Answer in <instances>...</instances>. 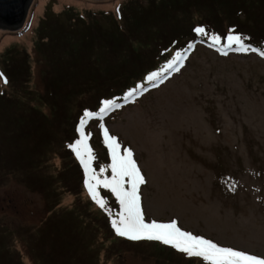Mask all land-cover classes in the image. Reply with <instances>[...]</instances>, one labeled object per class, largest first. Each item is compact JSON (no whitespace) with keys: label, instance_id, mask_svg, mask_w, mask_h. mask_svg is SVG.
<instances>
[{"label":"rangeland","instance_id":"obj_1","mask_svg":"<svg viewBox=\"0 0 264 264\" xmlns=\"http://www.w3.org/2000/svg\"><path fill=\"white\" fill-rule=\"evenodd\" d=\"M162 1L170 9L166 29L158 23L159 28L147 33L152 17L147 13L157 10V0H113L110 4L33 0L24 28L12 33L0 28V70L5 66L3 56L7 55V49H16L31 65L29 88L40 94L45 88L47 73L53 70L49 65L51 59L40 50L47 46L52 54L59 52L64 61L68 54L76 53L81 47L84 27L75 34L63 35L69 15L91 18V30L104 25L106 38L113 33L110 36H114V41L93 42L87 55L70 56L63 64L70 74L66 82L71 85L77 86L82 79L89 81L90 77L96 81L94 85L110 87L106 95H98L99 91L73 95L76 106L69 113L76 118L85 108L87 97L93 102L96 97L103 101L110 97L113 88L115 93L120 89L110 85L125 72L122 66L125 57L141 60L146 57L148 65L157 67L167 60H175L176 49L166 48L165 42L171 37L168 30L175 27L171 32L176 31L180 22L190 20L195 27L211 25L219 31L224 29L228 36L227 25H223L228 20L249 35H255L261 43L258 46L264 50V36H261V33L264 35V14L256 16L247 12L250 18L246 19L245 27L246 12L236 8L225 14L221 6V9L214 8L208 0H203L205 7H191L199 15L186 20L183 16L190 10L185 0ZM230 1L229 6L235 8L244 0ZM247 7L251 9L250 5ZM39 24L44 31L37 37ZM60 35L63 40L57 48ZM245 40V47L250 49L247 52L240 50L239 45L229 46L228 41L225 52L198 42L180 62L178 71L165 72L157 83L137 96L138 100H124L102 120L88 121L85 132L90 135L91 149L107 148L103 136L106 127L118 139L122 151L132 150L145 180L139 187V195L146 222L176 221L182 230L194 235L264 256V56L260 55L261 50L247 46ZM13 57L17 72L27 68L24 59ZM0 89L11 92L16 87L1 77ZM41 110L50 116L49 107ZM36 142H28L30 149L24 154L40 155L42 148L37 152ZM53 144L55 150L50 157L49 153L43 157L47 166L39 173L51 179L54 190L61 194L59 209L48 207L51 196L45 190L30 186L29 180L16 175L7 177L6 172H0L4 177L0 183V264H93V261L96 264H203L201 259L188 257L159 241H134L118 236L114 228L98 236V250L91 259L93 250L83 240L80 229L76 230L77 225L59 220L56 214L71 209L76 214L85 213L86 217L89 213L108 214L106 217L111 223L119 218L121 209L111 210L108 198L112 193L103 188L99 192L103 190L104 196L100 195L106 201V208H100L88 192L87 177L75 153L69 154L75 161L67 160L57 141ZM9 145L13 151L20 146L18 142H11L5 146L8 151ZM97 161L95 158L92 166L98 172ZM69 164L71 169L78 170L79 184L71 171L65 180L60 177ZM77 165L80 166L76 169ZM83 224L86 225L85 221Z\"/></svg>","mask_w":264,"mask_h":264},{"label":"trees","instance_id":"obj_2","mask_svg":"<svg viewBox=\"0 0 264 264\" xmlns=\"http://www.w3.org/2000/svg\"><path fill=\"white\" fill-rule=\"evenodd\" d=\"M84 1L91 2V4H110V2L113 0ZM185 1L188 3L186 5V8L190 10L187 15L183 16L186 20L187 18L189 19V17L191 18L193 16L199 15L197 10L193 11V9H191L192 6L200 8L201 6L205 7L206 5L203 0L200 2H198V0ZM257 1V3H251L252 0H244L240 2V4H237V7L235 8H231L229 6L232 3V1L230 0H208L207 2L214 8L221 9V6L223 10L226 11L225 14L230 11L232 12V10L236 8L240 11H244V13L246 12L243 16L246 27V19L250 18L247 15V12L255 13L256 16H262L264 14V0ZM247 5L251 6L250 10L248 9ZM33 6L34 3L32 4V7ZM155 7L157 8L156 11L153 10L147 13L153 17H150L151 22H149V26L147 27L150 30H147V33H151L152 29L159 28L158 23L163 29H166L165 20L170 18V9L167 6V2L157 0ZM76 14L77 13H74V15ZM97 14L98 13L96 12H91V15L98 16ZM97 18L98 17H96L95 20ZM187 21L188 22L186 23L180 22V24L177 26L178 29L174 32L171 31L175 27L168 30L170 32L168 35L171 34V37L167 42H165L166 48H175L177 53L180 52L183 54V58L187 56L188 52L198 42H203L210 46L216 47L219 51L225 52L228 46V44L225 45V43L228 40L226 38L227 34L224 29L219 31L217 28L211 25H207L205 27L198 26L203 27L207 33V35L201 36L194 31L196 27L193 26V23H191L190 20ZM79 25H82V28ZM223 25H227L226 29L227 31H229L230 35H239L241 36L242 42L243 38L246 39L244 42L247 46H253L262 51V49L258 46L261 43L260 41H256V39L254 38L255 35H249V33L244 32L243 29H239L238 27L233 26V24H230V21L228 20L223 22ZM77 26H79L80 28ZM102 26L104 27V25H100L97 27V29L94 28L91 30V18H84L82 16L79 18H74L69 15L68 22L64 24L63 35L75 34L77 31L83 30V27L85 31L84 33L82 32L83 35L81 38L80 49L76 53L68 54L67 59H64V61L61 59V55L59 54V52H54L52 54L47 49V46H44V48L41 45L43 49H41L40 51H42V53L45 54L48 59H51L49 61V65L53 66V70L52 73H47V82L45 84V88L40 94L32 91L29 88L32 82V69L31 65L27 62V57L25 55H22L18 51L15 52L16 49L12 48L7 49V55L3 56V63H5V66L0 70V78L3 77L7 82H13V85L16 87V89L11 92H5L4 90L0 89V140L2 143L0 147V172L2 174L6 172L7 177L10 175H16L22 178V180H29L28 182L30 186H37L45 190V193L51 196L49 197L51 200L48 207H57L59 209L61 206V202L59 201V199L61 200V194H58V191L54 190L55 187L52 186L51 179H48V177L39 173L42 167L47 166V164L44 163L43 157L48 153L50 157L52 152L55 150L53 143L57 141L58 147L61 146V149L65 154L64 158H68L67 160L70 161L72 159L74 160L75 157L73 158L72 156H70V152L73 151L71 150L69 145L73 144L75 140L79 138L78 128L80 119L83 116L85 110L98 111L99 107L101 106V100H99L97 97L95 98V102L91 101V98L89 99V97H87L85 108L80 111L79 115L77 114L76 118H74V115H71L69 113V111L76 106L74 104L75 101L72 100L73 95L76 94V96L78 97L80 93H82L84 96V94H86L87 92L93 93L94 91H99L100 93H98V95H106L109 93L110 88L104 87L103 84H99L98 86L94 85L93 83L96 81H91L90 77H88L89 81H85V79L78 81L77 86H75L73 83L72 85L69 84L66 81L70 74L63 64L68 62V58L70 56L82 57L83 55H87L89 51L88 47H90L91 43L93 42L100 41L101 39H107L108 44L111 43V40L115 39L114 36H110L113 33H110L106 38L105 35L107 33L105 31L107 29H103ZM211 29H214V31H210ZM43 31L44 27L39 24L36 31L37 37H39V35L42 34ZM12 32L10 31L8 33ZM47 34H51V31ZM47 34H45L42 39H47ZM213 35L220 37V43L217 44L212 40L211 37ZM62 36L58 39V44L56 45L57 48L60 47L59 43L63 40ZM261 36L264 35L261 33ZM148 38L150 39V35H148ZM39 41L44 44V41H42L41 39H39ZM35 48L37 47L35 46ZM13 56L24 59L27 62V68H25V70L17 72L14 68ZM164 56H166V53H164ZM173 60L174 59L167 60L165 64H161V66L157 67L154 65H148L146 57H144L143 60H141L140 58H134L133 56H131V58L129 56L125 57L124 61L122 62V66L126 68L125 72L118 77V80H112V83L110 85H117L120 89L115 93L116 89L113 88L108 99H115L116 103L125 102L124 100L128 99L132 101L138 100V95L141 96L146 89L151 88L159 80L157 79L154 82H149L147 77L153 72H159L161 77V75H163L165 72L171 71V69H168L167 65ZM139 85H143V89H140L138 87ZM133 88L137 89V92L135 94L136 97H134L135 95L127 97V93ZM12 99H16L17 101L15 102ZM127 102L129 103V105L132 104L131 101ZM42 107L50 108V116L45 115L42 112ZM73 120L75 121L72 122ZM93 120L98 119L94 118ZM61 125L63 126L62 130ZM31 140H37L35 145L37 152H39L42 148V152L40 155L37 153H35L34 155L29 153L24 154V152H29L30 148L27 144ZM11 142H18L20 146H17L13 151V149L9 145L10 151H8L7 147L5 146ZM36 151L34 150V152ZM92 151L95 158H97L98 160L96 162V168L98 167V172L101 168H104L107 163L111 164V155L107 148L98 150L93 148ZM70 157L72 158L69 159ZM48 158L46 159L47 162ZM79 166L80 165H77L76 169L79 168ZM71 168V164H69L68 167H65V171L61 173L60 177L65 180L68 173L71 171L72 174L76 176L77 183L79 184V172L78 170ZM109 172L110 168L105 174L111 175V173ZM2 174H0V183L1 179L4 178ZM227 176L231 177L232 174L227 173ZM69 182L70 180H68L66 183ZM100 194L104 196L103 190L100 191ZM108 203L110 204V208L112 211L114 209L120 208L119 202L116 197L113 196V194L110 195V199L108 198ZM60 214H56L59 220L67 221L71 224L74 223V225H77L76 230L80 229V234L83 240L86 241L89 244V248L93 250V253L91 254L92 259L94 252L97 253L96 251L98 250V236L104 231L108 233V228H113L111 226L110 220L108 221V217H106L108 214L104 215L101 213L102 215H100L99 213H97L91 215L89 213L86 217L84 215L85 213L76 214L72 209L70 211H63L62 216ZM83 221H85L86 225L83 224ZM95 258L96 257H94L93 259ZM93 264H96V262L93 261Z\"/></svg>","mask_w":264,"mask_h":264},{"label":"snow or ice","instance_id":"obj_3","mask_svg":"<svg viewBox=\"0 0 264 264\" xmlns=\"http://www.w3.org/2000/svg\"><path fill=\"white\" fill-rule=\"evenodd\" d=\"M194 31L201 36L207 35L203 27H196ZM211 38L215 43H220L219 36L213 35ZM227 40L229 46L236 44L242 51L250 50L249 47H245L239 35H228ZM252 51L256 50L252 49ZM260 55L264 56V50L260 51ZM182 60L183 54L176 53L175 60L167 65L168 69L178 71ZM159 78H161L159 72H153L147 77L149 82H154ZM5 83H7L6 80ZM138 87L143 89L144 86L139 85ZM136 92V88L131 89L127 97L135 95ZM117 107L115 99H104L98 111L85 110L79 122V138L69 145L83 166L87 177L85 183L93 201L100 208H106V201L99 192L101 188L108 190L118 200L121 209L118 213L119 218L111 221L116 234L134 241L142 239L159 241L188 257L201 259L203 264H264V256L222 246L203 236L194 235L182 230L176 221L146 222L139 195V187L145 183L144 177L137 166L132 150L127 148L122 151L118 139L110 135L106 127L103 128V136L111 155V164L101 168L99 172L93 168L92 163L95 156L89 145L90 135L85 132V126L94 118L102 120L106 113ZM109 168L111 175H106Z\"/></svg>","mask_w":264,"mask_h":264},{"label":"water","instance_id":"obj_4","mask_svg":"<svg viewBox=\"0 0 264 264\" xmlns=\"http://www.w3.org/2000/svg\"><path fill=\"white\" fill-rule=\"evenodd\" d=\"M33 0H0V28L15 31L23 28Z\"/></svg>","mask_w":264,"mask_h":264}]
</instances>
